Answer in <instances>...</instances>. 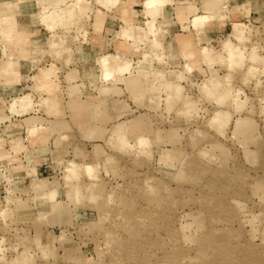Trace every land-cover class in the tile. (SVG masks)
I'll use <instances>...</instances> for the list:
<instances>
[{
	"label": "rangeland",
	"instance_id": "1",
	"mask_svg": "<svg viewBox=\"0 0 264 264\" xmlns=\"http://www.w3.org/2000/svg\"><path fill=\"white\" fill-rule=\"evenodd\" d=\"M237 4L234 21L246 25L243 35L229 24L222 29L223 54L208 52L200 58L202 63L184 58L179 37L183 64L178 58L170 59L171 67L165 64L170 40L165 36L159 48L150 50L146 72L137 69L144 61L140 53L112 47L111 86L89 95L88 101L78 100L72 110L86 115L85 104L94 102L96 124L111 107L102 96L119 95L117 85L127 84L128 100L139 106L137 112L114 123L107 119L112 127L106 147L100 148L101 154L90 155L86 148L80 151L71 181L62 176L38 180L32 167L19 169V176L30 177L20 187L31 196L28 200L17 193L28 200L17 213L21 228L31 236L44 234L49 244L59 247L62 235L71 238L70 225L77 226L78 246L61 250V264H264V19L253 12L248 25L249 19L240 14L248 0H237ZM100 11L106 15L99 34L89 29L94 36L102 33L107 16L105 9ZM0 19L12 27L9 19ZM130 26L135 34V24L128 23L118 32ZM16 30L31 49L25 29ZM51 41L59 43L56 37L48 38L41 50H52ZM119 41L111 37L115 45ZM90 44V37L83 45L69 40L56 50L63 53L64 47H71L73 52L64 58H73L77 46ZM254 48L259 63L250 58ZM237 51L242 54L239 62L230 58ZM124 52L131 65L127 73L114 65ZM39 53L34 58L31 53V58L38 59ZM98 66L101 79L100 62ZM45 81H50L49 76L40 77L39 82ZM75 90L74 86L67 89L73 100ZM146 99L152 103L145 107ZM238 123L243 126L238 128ZM4 150L0 156H5ZM0 163V171L10 176L11 166L4 159ZM56 166L63 170V164ZM48 190L59 193L58 201L50 200L59 204L56 210H63L64 216L76 211L71 216L75 221L71 219L63 233L61 229L51 232L47 222L32 214L37 205L47 209L49 198L44 199V194ZM73 193L77 199L70 202ZM84 209L91 211L80 219Z\"/></svg>",
	"mask_w": 264,
	"mask_h": 264
},
{
	"label": "clouds",
	"instance_id": "2",
	"mask_svg": "<svg viewBox=\"0 0 264 264\" xmlns=\"http://www.w3.org/2000/svg\"><path fill=\"white\" fill-rule=\"evenodd\" d=\"M137 6L140 11L134 10ZM238 8L237 0H0V18L6 17L12 24L10 28L0 19V150H4L9 138L18 141L7 150V156H0V159L9 160L12 173L6 177L0 171V264H61V250L78 246L77 226L70 225L71 238L62 235L60 246L54 247L47 242L46 235L31 236L17 220L20 207L27 206L31 200V196L21 190L25 178L19 176V169L35 162L41 165L44 175L51 173L71 181L79 152L93 143L78 126L72 98L64 100L67 91L59 78L72 64V58H64V54L73 52V48L64 47L63 53L55 49L69 40L77 45L87 43L92 35L89 29L99 34L101 18L106 15L100 9H105L107 13L115 10L122 17L130 16L135 20L134 35L117 33L126 51L134 50L147 61L150 50L159 48L163 37H171L168 47L176 44L179 37L184 58L202 63L200 58L208 52L223 54L226 38L222 29L229 24L233 28L246 27L234 21ZM253 12L264 19V3L248 0L247 7L240 10L249 21ZM20 27L26 30L29 38L46 41L56 37L59 43L51 46L53 50L42 49L39 58L32 59L31 49L16 30ZM76 51L83 52V48L77 47ZM85 55L83 65L87 67L91 61L99 64L108 60L112 54L101 49ZM45 57L52 59L49 62ZM20 60L25 64H20ZM41 63L44 68L40 67ZM21 68L24 75H21ZM33 72L37 75H32ZM45 74L49 75L50 83L37 86L41 75ZM101 80L111 85L113 77L104 73ZM20 84L23 88L17 93L14 86ZM85 94H88L86 87ZM88 123L94 131L91 118ZM57 163L63 164V170H57ZM18 192L27 195L28 200L20 199ZM58 199V192L49 197L54 202ZM76 199L73 193L70 202ZM45 211L48 210L33 208L32 214L38 221L47 222V216L40 215ZM90 211L84 209L80 219ZM65 231L67 229L61 227V232Z\"/></svg>",
	"mask_w": 264,
	"mask_h": 264
},
{
	"label": "crops",
	"instance_id": "3",
	"mask_svg": "<svg viewBox=\"0 0 264 264\" xmlns=\"http://www.w3.org/2000/svg\"><path fill=\"white\" fill-rule=\"evenodd\" d=\"M136 8L134 9L135 11H137ZM125 23L135 24V20L130 16L122 17L118 11H113L112 13H109V14L107 13L102 33L97 36L91 35L90 45L77 46V47H82L83 52L76 51L77 47L75 48L74 55L72 58V64L69 66V68L65 69L60 74V77H59L61 81V86L65 88L66 91L67 89L72 88L73 86L76 88L75 90L76 94L74 95V98H76V100L72 99L71 105L74 103H77L78 100L85 101L83 99H86V97H88L89 95H92L95 93L100 94L99 90H101L105 86H111V85H105L100 79L101 71L99 70V66L95 61H91L89 65L85 67L83 65V60L86 58L85 54L92 52V51L100 52L101 49H104L107 53H111L110 51L113 50L112 47H116L115 43L111 42V37L114 36V33L120 31V28ZM23 31H26V30H23ZM42 42H43V39L37 41L35 38H30V47H31V53H32L33 58L38 56L37 54L39 52L37 51H40L44 45ZM171 58H178V60L181 61V64H183L184 60L181 57V49L178 43L174 44L172 47H168V44H166L167 62H165V64L168 63L167 65L168 67H171L170 65ZM40 67L44 68V66H40ZM57 67H60V63H57ZM32 75L36 76L37 72H33ZM47 83H50V81H47ZM47 83L46 81L44 83H41L38 81L37 86H39L40 84H47ZM14 87L16 88L17 93H19L20 90L23 88V84L15 85ZM85 87L87 88V90L90 91V92L88 91L89 92L88 94H85ZM117 88L120 90V92H122L121 94L102 96L103 99L108 98V102L111 103V107H110L108 116L103 119H100L98 123L96 124L93 123V120H95V116L93 114V108H92L93 107L92 105L94 102L89 101L90 102L89 106H87V103L85 104L84 110H86V113L88 114L83 115L81 113V110L78 113L77 111L74 112L77 114V117H78V126L81 127L85 135L91 141H93V143L85 147L86 150L90 153V155L91 153L93 154L96 151L99 154H101L100 148L106 147V144L104 142L108 141L109 139L108 132L110 128L112 127L109 125V121L107 119L109 118L113 119L112 121L113 123L118 122L120 120H124L125 118L132 116V113L137 112V110L139 109L138 105H136L133 101L128 100V97H130L131 94L128 92L127 84H118ZM79 95H80V99H78ZM68 98H69V95L67 93V95L64 96V100H68ZM126 100L130 102H127L125 105ZM86 101L88 100L86 99ZM144 103L146 107L147 105H150L152 102L150 99H146ZM90 118L92 120V124H95L94 131L90 130L92 126L91 124L88 123ZM16 141L17 140L14 137H11L9 138V142H6L7 149L4 150L5 156H7V150L10 149L13 143ZM4 160H5L6 166H9L10 165L9 160L8 159H4ZM30 167H32V170H33V171L31 170L32 172L34 171L36 172L34 177H36L38 180H51L58 176V175L51 174L50 170H49V173H50L49 175H44L40 170L41 165L39 163L34 162V164L31 165ZM23 172L25 171H22V173ZM24 178L25 180H27L26 182L30 181L29 180L30 177L24 176ZM58 205H54V203H51L50 200L46 204V208L48 211L45 212V216H47L48 227L49 229H51V232H54V233L56 232V230L61 229V227L68 226L71 219L72 221H75V218L73 217L71 218V216L76 215V211H74L71 215L64 216L65 213H63L64 212L63 210H60V209L56 210ZM37 208H38V205H37Z\"/></svg>",
	"mask_w": 264,
	"mask_h": 264
},
{
	"label": "bare ground",
	"instance_id": "4",
	"mask_svg": "<svg viewBox=\"0 0 264 264\" xmlns=\"http://www.w3.org/2000/svg\"><path fill=\"white\" fill-rule=\"evenodd\" d=\"M148 10H152V9H148ZM42 19H43V17H41ZM127 20V19H126ZM129 20V19H128ZM7 23V22H6ZM237 24H240V25H244V24H242V23H237ZM134 25V24H133ZM131 27V26H130ZM233 27V26H232ZM11 28V27H10ZM134 29H136V28H134ZM237 33H239V34H241V35H243L242 33L245 31V27H236V28H233ZM125 32H127L129 35H134V30H133V28L131 27L130 29H127ZM117 33H120V32H117ZM117 33L113 36V41H114V39H115V41H116V39H118V37H117ZM249 34V33H248ZM240 35V36H241ZM241 38V37H240ZM247 39H249V38H247ZM51 43V46L53 45V44H58V43H56L55 41H51L50 42ZM116 47H117V50H118V52H120L121 50L123 51L125 48L121 45V42L119 41L117 44H116ZM181 47H183L182 45H181ZM52 47H50V49H51ZM59 49V48H58ZM53 50V49H52ZM56 50V49H55ZM126 55H127V53L126 52H124L123 54H121V53H119V55H118V61H116L115 62V67H116V69H117V71H119V72H121V73H127L128 71H130V67H128V65H130L129 63H128V61L126 60ZM112 56V55H111ZM111 56H110V58L108 59V60H102V61H100V64H101V66H102V68H103V73H106L107 75H109V76H112V70L110 69V63H109V61H110V59H111ZM230 58L232 59V60H234L235 62H239L241 59H242V54L241 53H238V51L237 52H234V53H232V54H230ZM250 58H251V60L254 62V63H259L260 62V58H259V56L256 54V51H255V48L252 50V52L250 53ZM161 60V59H160ZM143 61V60H142ZM140 61L139 63H138V67H137V69L139 68L141 71H144V72H146V71H148L149 70V68L147 67H145L144 65H150L147 61ZM264 65V64H263ZM187 67V66H186ZM188 69V68H187ZM252 69H254V68H251V70ZM187 71H189V70H187ZM161 75V74H160ZM41 76H43V78L44 79H46L49 75L48 74H45V75H41ZM72 89H73V87H72ZM241 126H243V124H241V123H238L237 124V127L239 128V127H241ZM1 163H0V168H2L1 167ZM21 176V175H20ZM44 187H46V185L44 186ZM43 188V186L42 187H38V189H42ZM54 192H56V191H47V193H45L44 194V199L45 198H49Z\"/></svg>",
	"mask_w": 264,
	"mask_h": 264
},
{
	"label": "built area",
	"instance_id": "5",
	"mask_svg": "<svg viewBox=\"0 0 264 264\" xmlns=\"http://www.w3.org/2000/svg\"><path fill=\"white\" fill-rule=\"evenodd\" d=\"M248 22H249V24H248V25H251V23H250L251 21H248Z\"/></svg>",
	"mask_w": 264,
	"mask_h": 264
}]
</instances>
